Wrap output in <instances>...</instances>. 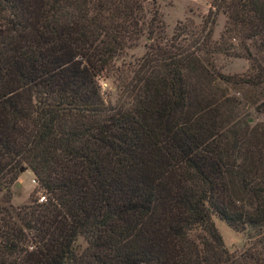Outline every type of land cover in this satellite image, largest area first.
Segmentation results:
<instances>
[{"label": "trees", "instance_id": "trees-1", "mask_svg": "<svg viewBox=\"0 0 264 264\" xmlns=\"http://www.w3.org/2000/svg\"><path fill=\"white\" fill-rule=\"evenodd\" d=\"M212 7L217 46L211 31L180 45L187 28L161 46L147 0H0V264H264V124L229 121L225 92L193 82L235 42L254 71L215 76L260 89L264 113V0ZM143 35L144 56L118 67ZM112 77L114 104L99 85ZM22 168L45 202L10 205ZM213 216L248 246L230 252Z\"/></svg>", "mask_w": 264, "mask_h": 264}, {"label": "rangeland", "instance_id": "rangeland-1", "mask_svg": "<svg viewBox=\"0 0 264 264\" xmlns=\"http://www.w3.org/2000/svg\"><path fill=\"white\" fill-rule=\"evenodd\" d=\"M213 1L147 0L149 8L155 3V7L158 9L164 23V32L160 34L156 42H152L151 44L155 43L163 46L165 45L164 43L167 45L173 43L172 45H175V43L177 44V41L174 39L175 34L181 32L183 28H187L186 30L192 31L195 33V36L183 35L182 37L185 38L179 41L180 45L191 42L192 47L195 45L199 47L201 46V35H206L211 31L209 45L217 46L224 32L227 18L222 13H218L214 17L213 12L215 10H212ZM173 35L174 37H172ZM149 43L146 36L143 35L135 42L132 48L126 49L117 57L115 64L121 67L123 64L128 66L137 63L146 53ZM231 44H227V47L223 50H218V52H214L210 48V53L203 54V64L209 69L210 76L207 79L199 77L193 82L196 86L210 88L211 92H214V90L218 91L217 93H220V91L225 92L226 98L231 100V103L227 105V112L230 115L229 121L232 122L241 117L248 118L251 124H264V113L258 111L253 102H251L252 100L258 101L263 98V95L260 94V89L227 84L219 81L217 76H215L216 73H219L225 76L246 77L254 71L251 60L244 55L234 54L240 51V46L233 42L231 49ZM202 49H205V47H202ZM99 85L105 101L111 104L117 102L120 90L113 77L101 78ZM33 181H36V183ZM32 196L38 198L39 202L41 199H44L42 202H45L47 194L39 185L34 174L30 170L25 169L24 172H20L18 180L10 188V205L13 207L28 205ZM6 199L7 195L5 191H0V206L7 205ZM213 222L222 236L224 245L230 252H240L248 246V232H235L217 216H213ZM79 244L84 247L83 241H80Z\"/></svg>", "mask_w": 264, "mask_h": 264}, {"label": "water", "instance_id": "water-1", "mask_svg": "<svg viewBox=\"0 0 264 264\" xmlns=\"http://www.w3.org/2000/svg\"><path fill=\"white\" fill-rule=\"evenodd\" d=\"M20 171H21V172H24V171H25V169H23V168H22Z\"/></svg>", "mask_w": 264, "mask_h": 264}, {"label": "built area", "instance_id": "built-area-1", "mask_svg": "<svg viewBox=\"0 0 264 264\" xmlns=\"http://www.w3.org/2000/svg\"><path fill=\"white\" fill-rule=\"evenodd\" d=\"M34 183H36V181H33ZM44 199H41V201L40 202H42Z\"/></svg>", "mask_w": 264, "mask_h": 264}]
</instances>
